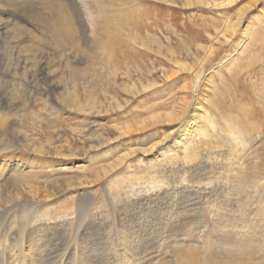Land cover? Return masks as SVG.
Listing matches in <instances>:
<instances>
[{"label":"rangeland","instance_id":"1","mask_svg":"<svg viewBox=\"0 0 264 264\" xmlns=\"http://www.w3.org/2000/svg\"><path fill=\"white\" fill-rule=\"evenodd\" d=\"M93 1L79 0L82 6H84L83 3H89L95 5L96 9H104L102 11H106V19L110 17L107 19L109 30L102 32L97 27V31L92 30L94 25L91 26V23H89L90 26H84L77 20V16V19L75 18L73 8H70L67 13L76 30L77 41L74 44L57 43L48 29L40 28L42 32L34 29L40 40L32 44L34 45L32 52L25 50L21 45L18 47L24 58H30V63L24 68L19 66L16 49L13 48L15 44L11 41V36L13 38V34L22 30L19 25L22 21H8L7 16L0 14V20L3 18L8 21L3 23L2 20L0 32L9 30L8 44L2 42L5 37L0 41L2 42L0 44V63H2L0 64V88L4 91L9 89L8 98L16 99L20 102L19 106L24 108V110L14 108L9 111L7 120L16 128L26 132L33 145L43 146L46 150L45 153L34 152L26 145L18 144L16 137L10 138L3 135L0 128V161L4 159L10 165L18 163L23 169L22 173L31 179L28 181L20 177V180L13 183L16 188L12 195L15 194L17 198L18 190L22 194L18 198L20 204L35 205L38 201L40 202L36 207L38 212L44 207L47 210L46 213L51 210L57 216H61L60 218H68L62 235L49 234L48 242L44 238L40 242L38 247L44 251H42L43 258L40 264L42 262L60 264L62 256L75 257L83 247L99 252L96 253L97 256L95 255V264H130L127 256L123 254V244L120 241L122 237H119V231L121 232L123 228L128 232L131 231L128 237L135 241V246L127 252L129 258L136 259L150 252V255H155L152 264L174 259V253L165 251L166 236L169 235L173 239H179L177 245L183 250L186 247L194 249L199 258V264H246L247 262L264 264V0H189L190 3L188 0ZM35 5V9L40 8L37 2ZM105 8L108 9L105 10ZM43 12L47 16L50 15L49 11ZM226 23L231 28H227ZM115 28L118 30H114ZM246 28L251 30L252 35L254 34L249 43L251 51L239 53L237 58L224 62L226 63L224 65L220 60H223L228 51H231L235 41L241 40L243 34L240 31ZM232 29L234 31H231ZM220 30H223V34L217 35ZM216 35L219 42L214 41ZM212 45L215 49L208 57L205 51ZM242 55L246 59L242 58ZM25 76L32 77V83L28 84ZM11 82H14L13 86L16 87L10 86ZM195 82L199 86L201 96L191 93ZM187 87L189 95L185 93ZM186 95L189 97L184 109L186 117H191L193 112L205 114L206 109L213 123V126H210L204 116L197 117L199 126H206L205 129L202 126L201 128L209 136H198L192 148L199 149L196 147L198 145L200 149L196 150L195 154L209 159L213 164L211 178H216V175L215 181L218 180L217 183L223 189L222 195L218 197L221 202L217 210L223 211L224 214H221L220 221H215L210 206L200 200L194 213L186 215L187 217H180L179 222L174 223V229L171 230V226H168L160 236L154 230V223L161 219L158 217L161 208L158 212L155 211L157 214L154 212L144 218L135 217L124 221L121 219L123 205L119 204L121 199L116 193L127 182L137 186L136 182L141 177L145 178L140 179V182L146 184L147 176L150 174L148 168L154 159V152L156 155V152L163 151L161 147L164 144H173L171 142L179 135L177 128L180 127L181 122L177 120L168 124L158 123L151 128L134 131L131 134L119 135V132L128 124L132 126L131 129L146 125L153 114L170 110V112H181ZM28 96L31 100L25 103L24 99ZM232 132L243 135L247 140L246 144L230 136ZM231 144L237 148L234 145L230 146ZM150 145L155 146L157 151L154 149L151 154H148L141 150ZM132 148L135 149L134 153L122 164L120 155ZM55 149L61 153L57 154ZM178 149L176 148V157H178L177 163H180L184 161V157H181L183 154ZM190 154H192L191 159L187 161L191 162L194 158L192 162H195L197 156L194 151ZM228 161H231L229 165ZM234 166L236 168L242 166L243 169L240 167L235 169ZM189 171L186 176L178 177L175 181L186 178L189 182L196 176L198 179L205 177L203 176L205 174L200 172ZM215 171L218 173L215 174ZM242 173L245 174L241 175ZM38 177L43 179L62 177L66 179V183H69L68 180L71 178L78 179V183L81 182L82 185L75 183L69 186L61 202H56L54 197L50 198V201L48 196H43L47 183L43 180L37 182ZM160 178L166 180V176ZM27 183H32L33 187L40 189L41 198L39 199L44 200L40 201L38 197H33ZM8 184L12 183L8 182ZM235 185H238V189H233ZM83 187L94 188V209H99L95 218L92 219L93 222L87 221V224L80 223L77 217L80 197L78 188ZM193 193L186 192L176 197L173 211L177 210L175 212H178L179 216L183 214L181 209L184 205L183 199L186 202H196L200 199L197 193H194L195 195ZM249 195L256 196L253 197L255 198L253 207L243 203V200H248L246 197ZM227 196L233 198V201L230 202ZM130 206L133 205L128 207ZM138 206L135 205L136 208ZM26 207L29 208V206ZM19 212L20 209H11L9 211L11 214H7L4 218L0 217V221L2 220L0 239L6 237L5 239L10 241V246L13 247L12 253H15L16 257L28 251L25 237L21 236L23 235L20 229L21 221L13 222V217L16 216L18 219ZM6 217L9 218L8 222L5 220ZM85 228L89 229L86 231L87 235H84ZM208 243L214 246H209ZM57 249L59 253H56ZM21 250L22 253H20ZM1 251L6 254L9 252L3 246ZM50 252L51 254L55 252L56 254H52L55 256H52ZM47 253L52 259L45 255ZM59 254L60 256H57ZM252 254L253 259L250 257ZM0 264H4L2 260Z\"/></svg>","mask_w":264,"mask_h":264},{"label":"bare ground","instance_id":"2","mask_svg":"<svg viewBox=\"0 0 264 264\" xmlns=\"http://www.w3.org/2000/svg\"><path fill=\"white\" fill-rule=\"evenodd\" d=\"M88 1V0H85ZM90 1V0H89ZM93 1V0H92ZM96 1V0H95ZM103 1V0H102ZM215 1V0H213ZM35 2H37L40 6L39 9H35ZM83 2V1H82ZM94 2V1H93ZM189 2V0H188ZM220 2V1H219ZM190 3V2H189ZM95 4V3H94ZM100 4V3H99ZM84 6H82V4L79 2V0H0V14L7 16L6 20L11 21V20H18V21H22L21 24H19L22 30H19L18 33L13 34V38L11 36V41H14V47L16 49V58L17 60H19V66L21 68H24L27 64H29L30 62V58H24L20 52L21 50L18 49V47L21 45L22 47L25 48V50L30 51V53L33 50L34 43H36L37 40H40L38 36H36L35 34V30H39L40 32H42L40 30V28H44V29H48L52 34L54 40L57 43H63V42H67L70 44H74L77 40L76 38V30L73 27V25L70 22L69 19V14L68 9L73 8L72 11H74L73 13L75 14V18L77 16V20L81 21V23L84 26H88L89 23H91L92 26V30H96L98 28H100L103 32V30H109V22L107 21V15H105V12H103L102 10L104 9H96L95 5H91V4H86L83 3ZM89 5V6H88ZM102 5V4H101ZM100 6V5H97ZM108 8H105V10ZM44 10L49 11L50 15L47 16L45 15V12H43ZM72 11L70 13H72ZM241 11V10H240ZM48 13V12H47ZM256 15V14H255ZM261 15V14H260ZM11 17V18H10ZM73 17V16H72ZM1 18V17H0ZM240 18V17H239ZM82 19V20H81ZM238 19V18H237ZM3 23L4 22H8L5 21L3 18ZM2 20H0V28L2 25ZM242 20V19H240ZM258 20V19H257ZM78 21V22H79ZM74 22V21H73ZM77 22V21H76ZM243 22V21H242ZM111 23V22H110ZM232 23V21L230 22ZM250 23V22H249ZM252 23V22H251ZM77 24V23H76ZM80 24V23H79ZM78 24V26H79ZM113 24V23H112ZM120 24V23H119ZM227 24V23H226ZM229 24V22H228ZM226 25V27L228 28L229 25ZM235 24V22L233 23ZM242 24V23H241ZM122 25V24H120ZM127 25V24H126ZM251 25V24H250ZM253 25V24H252ZM251 25V26H252ZM90 26V25H89ZM115 26V24L113 25ZM119 26V25H116ZM128 26V25H127ZM236 26V25H235ZM255 26V25H254ZM262 26V25H261ZM97 27V29H96ZM121 27V26H120ZM119 27V28H120ZM234 27V26H232ZM242 27V26H241ZM243 27L245 28V25H243ZM247 27V26H246ZM249 27V26H248ZM260 27V26H259ZM231 28V27H229ZM236 28V27H235ZM234 28V30H235ZM255 28V27H252ZM258 28V27H257ZM16 29V28H15ZM60 29V31H59ZM87 29V28H86ZM130 29V28H129ZM219 29V28H218ZM223 29V28H222ZM226 29V28H225ZM224 29V30H225ZM240 29V28H239ZM91 31V29H88ZM114 30H118L117 28H115ZM147 30V29H146ZM217 30V29H216ZM233 29L231 31H234ZM237 30V28H236ZM243 30V29H241ZM120 31V30H119ZM125 31V30H124ZM127 31V29H126ZM227 31V30H226ZM259 31V30H258ZM9 30H3L0 32V41L1 38L5 37L4 40H2L3 43H7L8 44V36L7 34ZM87 32V31H86ZM89 32V31H88ZM121 32V31H120ZM119 32V33H120ZM242 32V36H241V40L240 41H235L234 44L232 45L233 48L231 49V51H228V54L223 58V60H220L221 63L224 64V62H227L229 60H234L235 58H237V55L240 53H245L246 51L250 50V40L253 39V35L250 29H244ZM125 33V32H124ZM223 34V30L218 31L217 35L219 34ZM97 33H95L94 35H96ZM256 34V33H255ZM88 35V34H86ZM91 35V33H90ZM100 35V34H99ZM120 35V34H118ZM217 35L214 39V41L219 42V38H217ZM257 35V34H256ZM255 35V36H256ZM93 36V35H92ZM98 35H96L97 37ZM224 36V35H222ZM259 36V35H258ZM79 37V36H78ZM86 37V36H85ZM95 37V38H96ZM225 37V36H224ZM263 37V36H262ZM81 38V37H80ZM88 38V37H87ZM92 38V37H91ZM212 38V37H210ZM217 38V39H216ZM221 38V37H220ZM236 38V37H234ZM238 38V37H237ZM239 39V38H238ZM6 40V41H5ZM93 40H95L93 38ZM223 40V39H222ZM226 40V39H224ZM236 40V39H235ZM10 41V40H9ZM264 41V40H263ZM2 42L0 44H2ZM95 42V41H94ZM213 42V40H212ZM211 42V44H212ZM226 42V41H225ZM93 43V42H92ZM25 44V45H22ZM91 44V43H90ZM142 44V43H141ZM216 44V43H215ZM221 44V43H220ZM229 44V43H228ZM12 45V44H11ZM65 45V44H64ZM143 45V44H142ZM58 46V45H57ZM66 46V45H65ZM208 46V45H207ZM206 46V47H207ZM64 47V46H63ZM68 47V46H67ZM70 47V46H69ZM86 47V46H85ZM77 48V47H76ZM75 48V49H76ZM218 48V47H216ZM71 49V48H69ZM215 47L212 45L210 46L206 51L205 54L206 56L208 55V57L213 53ZM253 49V48H252ZM73 50V49H72ZM217 50V49H216ZM257 50V49H256ZM62 51V50H61ZM251 51V50H250ZM78 52V51H75ZM47 53V52H46ZM45 54V53H44ZM76 54V53H75ZM247 55V54H246ZM26 56V55H25ZM70 56V55H67ZM29 57V56H26ZM76 57V56H75ZM241 57V56H240ZM245 57L244 55H242V58ZM262 57V56H261ZM3 58V57H2ZM251 58V57H250ZM73 59V58H72ZM71 59V60H72ZM202 59V58H201ZM204 59V58H203ZM246 59V57H245ZM1 60V57H0ZM4 60V59H3ZM3 60L1 62H3ZM76 61V60H74ZM262 61V60H261ZM66 62V61H65ZM71 62V61H70ZM79 62V61H78ZM203 62V61H202ZM232 62V61H231ZM67 63V62H66ZM240 63V62H238ZM2 64V63H0ZM204 64V63H203ZM226 64V63H225ZM224 64V65H225ZM246 64V63H245ZM264 64V63H263ZM252 65V64H251ZM70 66V65H68ZM204 66V65H203ZM227 66V65H226ZM237 66V65H236ZM27 67V66H26ZM239 67V66H238ZM46 68V67H45ZM217 68V67H216ZM241 68V66H240ZM249 68V67H248ZM198 69V68H197ZM242 69V68H241ZM239 69V70H241ZM199 70V69H198ZM197 70V71H198ZM264 70V69H263ZM69 71V70H68ZM237 71V70H236ZM70 72V71H69ZM50 73V72H49ZM208 74V72H207ZM46 75V74H45ZM12 76V75H11ZM206 77V76H205ZM24 78H26V81L28 84L32 83V77H27L25 76ZM23 78V79H24ZM31 78V79H30ZM30 79V80H28ZM41 79V77H40ZM209 79V78H208ZM20 80V79H19ZM18 81V80H17ZM16 81V82H17ZM195 81V80H194ZM208 81V80H207ZM15 82V83H16ZM204 82V81H203ZM7 83V82H6ZM14 83V82H13ZM11 82V84H9L12 87H16L13 86V84ZM18 83V82H17ZM201 83V82H200ZM199 84V83H198ZM8 85V86H9ZM7 86V85H6ZM9 86V87H10ZM22 86V85H21ZM75 86V85H74ZM53 88V87H52ZM51 88V89H52ZM55 88V87H54ZM16 89V88H15ZM186 91L185 93L187 95L188 94V90L189 88H185ZM207 89V88H206ZM9 90V89H8ZM8 90H2L0 88V128L2 129V134L7 136V137H16V141L18 144L24 146L26 145L28 147V149H32L34 152H39V153H45V147H38L33 145L32 142H30V140L28 139V136L26 134V132L22 131L21 129H18L14 126L13 123H10L7 119L8 116V112L14 110V108H21L24 110L23 107H20V102L17 101L16 99H12V97L8 98L9 93ZM191 93L194 95H200L201 96V92L199 89V86L197 85V82H195L191 88ZM207 91V90H206ZM73 92V91H72ZM28 94V93H27ZM186 95V100L184 102L183 107L181 108L182 111H178V112H170V111H166L163 113H157V114H153L150 118V120H148L146 125H139L137 128L135 127V129H131L132 126H130L129 124L123 128V130H119V135L122 134H131L134 131H143L146 130L148 128H151L152 126H154L155 124H160V123H174L175 121L179 120V122H181L180 127L177 128L179 135L174 139L173 144L168 145V144H164L163 147V151L160 152H154V159L152 160V164L149 166L148 168V173H150L147 177V182L146 184H142L140 182V179L142 180V178L145 177H141L139 179V181H137V186H135L134 184H130V183H126L122 189L120 191H118V193H116L118 196H120V199L122 200V198L124 197V199L121 201L119 204L123 205V213L122 214V220L124 221H128L131 218H144L146 215L150 214V213H154L155 211L158 212V209L161 208V212L159 213L158 217H161V219H159L158 221H156L154 223L155 229L158 233V235H160L161 233L163 234V230L168 227L171 226V230L174 229L173 225L174 223H178L180 220V217L183 216H189L192 214V212L194 213L195 210L198 208V203L200 202V200H202L204 202V204H207V206H210V210L213 213V218L215 221H218L221 218V214H224L223 211L220 212L217 210V208H220V200L218 199L219 195L222 193L223 189H221V187L219 186V184L217 183L218 180L215 181V179H217V176L215 175L216 178H211V176L213 175V164L210 163L209 159H206L204 157H200L198 155H196V150H199L200 147L197 145L196 147H198L199 149L196 148H192L194 147V143L195 141L198 140V136H209L208 133H205V128L204 125H200L198 123L197 117L199 118V116L203 117L206 119L207 123L210 126H213L212 121L209 119V113L207 112V110L205 109V114H200L199 112H193L191 117H186L187 115H185V108L186 105L188 104V100L187 98H189ZM18 96V95H17ZM66 96V95H64ZM75 96V95H74ZM71 98V96H70ZM74 99V98H73ZM71 99V100H73ZM77 99V98H76ZM30 97H25L24 102L27 103L29 102ZM64 100V99H62ZM68 100V99H67ZM199 100V99H198ZM22 101V100H21ZM59 101V100H58ZM64 102V101H63ZM81 102V101H80ZM70 103V102H69ZM74 103V102H73ZM24 104V103H23ZM78 104V103H76ZM52 105V104H51ZM56 107V105H54ZM83 107V106H82ZM8 109V110H5ZM188 109V108H187ZM152 114V113H151ZM203 118V119H204ZM161 120V121H160ZM200 120V119H199ZM140 122V121H139ZM140 124V123H139ZM206 124V122H205ZM215 124V123H214ZM201 126L204 128H201ZM209 126V127H210ZM216 126V125H215ZM208 128V127H207ZM232 131V130H231ZM264 131V130H263ZM214 132V131H213ZM253 132V131H252ZM216 133V132H215ZM233 133V132H232ZM244 133V131H243ZM90 136V135H89ZM230 136L235 137L237 140H240L242 143L246 144L247 140L246 138L239 134H232ZM93 137V136H92ZM230 138V137H229ZM151 139V138H150ZM235 139V140H236ZM262 140V139H261ZM200 142V141H199ZM256 143V142H255ZM132 145V144H131ZM154 145V144H153ZM153 145L149 146V147H141L143 150V152H146L148 154H151L152 151L156 148L153 147ZM234 145V144H233ZM232 144L230 146H233ZM6 146V145H5ZM4 146V148H5ZM161 146V145H160ZM235 146V145H234ZM239 146V145H238ZM242 146V145H241ZM7 147V146H6ZM236 147V146H235ZM245 147V146H244ZM176 148H179V152H181L183 155H181V157H184V161L177 163V158L176 157ZM203 148V147H202ZM237 148V147H236ZM247 148V147H246ZM18 149V148H17ZM193 149V150H192ZM251 149V148H250ZM249 149V152H250ZM253 149V148H252ZM239 150V149H237ZM237 150H235L237 152ZM254 150V149H253ZM57 154H60L61 151L55 149ZM135 149H131L129 151H125L120 155V159H121V163L125 162L130 155H132L134 153ZM155 151H157L155 149ZM191 151H194V154L197 156L195 158V162H192L193 159L190 161L192 154ZM212 152V151H211ZM240 152V150L238 151ZM237 152V153H238ZM158 153V154H157ZM209 153V152H208ZM194 155V156H195ZM200 155V153H199ZM216 155V154H215ZM239 155V154H238ZM237 155V157H238ZM225 156V155H224ZM235 156V155H234ZM259 156V155H258ZM257 156V157H258ZM180 157V158H181ZM182 157V158H183ZM246 157V156H245ZM256 157V158H257ZM255 158V159H256ZM215 159V158H214ZM239 159V158H238ZM244 159V158H243ZM247 159V158H246ZM226 160V159H224ZM236 160V158H235ZM241 160V159H240ZM232 161V159H231ZM228 161V165L229 162ZM239 161V160H238ZM250 161V160H249ZM179 162V161H178ZM227 162V161H226ZM233 162V161H232ZM241 162H243V160H241ZM248 162V161H247ZM119 163V162H118ZM216 163V162H214ZM218 163V162H217ZM216 163V164H217ZM116 164V163H115ZM123 164V163H122ZM227 164V163H226ZM244 164V163H243ZM220 165V164H219ZM223 165V164H222ZM227 165V166H228ZM240 165V164H239ZM257 165V164H256ZM119 166V165H118ZM130 166V165H129ZM238 166V165H237ZM246 166V165H245ZM22 167V166H21ZM230 167V166H229ZM235 169H238L239 167L236 168V166H234ZM260 167V166H259ZM224 168V167H223ZM242 168V166L240 167ZM239 168V169H240ZM247 168V167H246ZM249 168V166H248ZM228 169V168H227ZM243 169V168H242ZM113 170V169H112ZM195 171V172H200L202 174H205L203 176H205L203 179L201 178H197L194 177L192 180H190L189 182L186 181V178L184 179H180L179 181H175L178 177H184L186 176V174L188 173L187 171ZM215 170V169H214ZM225 170V169H223ZM23 169L20 168L19 164H8L6 160H2L0 161V217L4 218L7 214H11L9 213V211L12 209H20L19 217L18 219L15 217L13 222L16 221H21L22 225H21V232L25 237V242L27 244L28 247V251L24 252V254L22 253V250L20 253H22V256L18 255L17 257L15 256V253H12V248L10 246V241L8 242V239H0V249L3 246L4 248L8 249L9 252H4L1 251L0 252V260L3 261V263H7V264H40V261L43 258V253L41 251V249H39V245L40 242L43 240H47V236H49V234H51L52 236L54 235H62V231L64 230V226L66 224V217L60 218L61 216H57L56 213H54V211H48V213H46V209L43 207L41 209L40 212L37 211L36 207L39 205L38 201L35 202V205H23L20 204L18 198L22 195L20 194V191L18 190V193H16V197L15 198V194L14 196L12 195V192H15V183L16 180H20V177L25 178L26 180L30 181V177H27L26 175H24L22 173ZM189 171V172H190ZM241 171V170H240ZM245 171V169H244ZM259 171V170H258ZM262 171V170H261ZM236 172V171H235ZM263 172V171H262ZM261 172V173H262ZM179 173V174H178ZM218 173L215 171V174ZM221 173V172H219ZM224 173V172H223ZM222 173V174H223ZM238 173V171L236 172ZM254 173V172H253ZM212 174V175H211ZM221 174V175H222ZM226 174V173H225ZM228 174V173H227ZM245 173H242L241 175H244ZM194 175V174H193ZM219 175V174H218ZM257 176H259L258 174H256ZM255 175V176H256ZM159 176V177H158ZM162 176H166V180L162 179L160 177ZM236 176V175H235ZM256 176V177H257ZM263 176V175H262ZM227 177V176H226ZM231 177V176H230ZM239 177V176H237ZM246 177V176H245ZM244 177V178H245ZM242 178V176H241ZM252 178V177H251ZM261 178V177H260ZM229 179V178H228ZM237 179V178H235ZM234 179V180H235ZM257 179V178H255ZM254 179V180H255ZM263 179V178H262ZM40 180H43L44 182H46V187L43 185V187H45L43 193L45 192V194L43 196H48L50 200V198H53L56 202H61V198L65 195V190L70 186H73L75 183H78V179H69V183H66V179H63L62 177L58 178H51V179H43L38 177L37 182H42ZM95 180V179H94ZM110 180V179H109ZM233 180V179H232ZM246 180V179H245ZM251 180V179H250ZM5 181H7L6 183H4ZM114 181V180H113ZM227 181V180H226ZM252 181V180H251ZM263 181V180H262ZM8 182L12 183V184H8ZM87 182V181H86ZM131 182V181H130ZM240 182V180H239ZM243 182V181H242ZM253 182V181H252ZM255 182V181H254ZM259 182V181H258ZM237 183V182H236ZM32 184V183H31ZM30 183H27L26 185L29 187L28 190L31 193V195L33 197H40L39 192L40 189H36L35 187H33V184L31 185ZM111 184V183H110ZM243 184V183H241ZM36 185V184H35ZM40 185V183H39ZM77 185H82L81 182H79ZM228 185V184H227ZM257 185V184H256ZM236 187H234L233 189H238V185H235ZM37 187V186H36ZM81 187V186H80ZM244 187V186H243ZM247 187V186H246ZM119 188V187H117ZM140 188V190H139ZM224 188V186H223ZM248 188V187H247ZM246 188V189H247ZM256 188V187H255ZM18 189V188H17ZM16 189V190H17ZM80 190V197L79 199V203H78V220L80 221V223L84 224L87 221L93 222L92 219L95 218V215H97V212L99 211V209H94V198H93V194H94V188L93 187H83V188H78ZM110 189V188H109ZM109 189H107V191H109ZM225 189V188H224ZM232 189V188H231ZM251 189V188H250ZM249 189V190H250ZM264 189V188H263ZM226 190V189H225ZM255 190V189H254ZM24 191V190H23ZM42 191V190H41ZM106 191V192H107ZM237 191V190H235ZM259 191V190H258ZM111 192V190H110ZM107 192V193H110ZM186 192H194L197 193L199 196V200L196 202H192V201H185V199H183L182 201V205L181 209H183V214H181V216H179V214H177L178 212L173 211L174 206H175V199L176 197H178V195L180 194H186ZM227 192V191H225ZM224 192V193H225ZM240 192V190H239ZM238 192V193H239ZM243 192V191H241ZM106 193V194H107ZM193 193V194H194ZM196 194V195H197ZM233 194V193H232ZM246 194V193H245ZM124 195V196H123ZM189 195V194H188ZM195 195V194H194ZM222 195V194H221ZM239 195H241L239 193ZM264 195V194H263ZM95 196V195H94ZM123 196V197H122ZM224 196V195H223ZM24 197V196H23ZM45 197V198H46ZM122 197V198H121ZM184 197V195H183ZM186 197V196H185ZM229 196H227L228 198ZM246 197V196H244ZM256 196H252L249 195L246 198L248 200H243L244 204L247 206H254L255 203V198ZM110 198V196H109ZM193 198V197H192ZM224 198V197H223ZM230 198V197H229ZM239 199V198H238ZM262 199V198H261ZM40 201L44 200V199H39ZM47 200V199H46ZM113 200V199H112ZM223 200V199H222ZM236 200V198H235ZM264 200V199H263ZM51 201V200H50ZM114 201V200H113ZM226 201V200H225ZM233 201V198H230V202ZM19 202V203H17ZM49 202V201H48ZM257 202V201H256ZM54 203V201H53ZM237 203V202H236ZM133 205L128 207L129 205ZM179 204V203H178ZM228 204V203H227ZM231 204V203H230ZM135 205H139L137 208L135 207ZM180 205V204H179ZM203 205V204H202ZM26 206H29L26 207ZM145 206V207H144ZM224 206V205H223ZM222 206V207H223ZM53 207V206H52ZM97 207V206H96ZM186 207V208H185ZM227 207V206H226ZM225 207V208H226ZM232 207V206H231ZM230 207V208H231ZM244 208L246 206H243ZM55 208V206H54ZM136 208V209H135ZM185 208V210H184ZM224 208V209H225ZM247 208V207H246ZM245 208V209H246ZM256 208V207H255ZM65 209V208H64ZM69 209V208H67ZM94 209V210H92ZM139 209V210H137ZM248 209V208H247ZM253 209V208H252ZM92 210V211H91ZM179 210V208H178ZM254 210V209H253ZM57 211V209H56ZM55 211V212H56ZM61 212V210H59ZM76 211V212H77ZM226 211V210H225ZM231 211V210H230ZM262 211V210H260ZM59 212V213H60ZM155 212V213H156ZM249 212V211H248ZM254 212V211H253ZM264 212V211H263ZM17 213V212H16ZM58 213V212H57ZM190 213V214H189ZM235 213V212H234ZM247 213V212H246ZM258 213V212H257ZM261 213V212H260ZM77 214V213H76ZM157 214V213H156ZM229 214V213H228ZM259 214V213H258ZM13 215V214H12ZM17 215V214H16ZM151 215V214H150ZM251 215V214H250ZM262 215V214H260ZM65 216V215H64ZM186 216V217H187ZM226 216V215H225ZM231 217V216H229ZM235 217V216H234ZM185 218V217H184ZM247 218V217H245ZM249 218V217H248ZM251 218V217H250ZM249 218V219H250ZM9 219V218H8ZM7 217L5 218V220H8ZM188 219V218H186ZM224 219V218H223ZM230 219V218H229ZM256 219V218H255ZM16 220V221H15ZM225 220V219H224ZM2 221V220H1ZM0 221V222H1ZM4 221V220H3ZM220 221V220H219ZM8 222V221H7ZM12 222V223H13ZM182 222V221H181ZM5 223V221L3 222ZM1 223V224H3ZM20 223V222H19ZM123 223V222H122ZM183 223V222H182ZM221 224V222H220ZM219 224V225H220ZM5 225V224H4ZM19 225V224H18ZM188 225V224H187ZM190 225V224H189ZM255 225V224H254ZM88 226V225H87ZM178 226V225H177ZM83 227V226H82ZM91 227V226H90ZM185 227V226H184ZM189 228V226H187ZM263 227V226H262ZM78 228V227H77ZM84 228V227H83ZM176 228V227H175ZM187 228V229H188ZM190 228H192V226H190ZM251 228V227H250ZM258 228V227H257ZM5 229V228H4ZM4 229L3 233H4ZM138 229V228H137ZM186 229V228H185ZM1 230V229H0ZM84 235L87 233L86 231H88L89 229L85 228L84 229ZM184 230V229H183ZM252 230V229H251ZM263 230V229H262ZM160 231V232H159ZM259 231V230H257ZM12 232V231H11ZM186 232V231H185ZM188 232V231H187ZM261 232V230L259 231ZM1 233V232H0ZM8 233V232H7ZM14 233V232H13ZM19 233V232H18ZM129 233H131V231L128 232V230L124 229L121 230V232L119 231L120 236L122 237L120 238V241H122L123 244V249L124 252L123 254L125 255V257L127 256V259L129 260L130 264H152V262L155 259V255H150V252L146 253L143 256H139L136 259L135 258H129V256L127 255V252H129L132 249V246H135V241H132V239L129 236ZM151 233V232H150ZM153 233V231H152ZM174 233V232H173ZM204 233V232H203ZM207 233V232H206ZM6 234V233H5ZM11 234V233H10ZM182 234V233H181ZM205 234V233H204ZM209 234V233H208ZM244 234V233H242ZM9 235V233H8ZM6 234V236H8ZM17 235V234H16ZM87 235V234H86ZM157 235V234H155ZM188 235V233H187ZM40 236L39 238H36ZM161 236V235H160ZM210 236V235H209ZM10 237V236H9ZM17 237V236H16ZM63 237V236H62ZM118 237V238H119ZM176 237V236H175ZM179 237V236H177ZM12 238V237H11ZM51 238V237H50ZM54 238V237H53ZM167 238V248H166V253H174L175 257L174 259L171 261H165V262H161L160 264H199V258L197 256V253L194 249L192 248H185L183 250V248L177 244L179 239L178 238H172L170 235L166 236ZM209 238V237H207ZM24 239V238H23ZM85 239V238H84ZM122 239V240H121ZM139 239V238H138ZM154 239V238H153ZM165 239V238H164ZM181 239V238H180ZM184 238H182L183 240ZM52 240V239H51ZM62 240V238H61ZM174 240V242H173ZM207 240V239H206ZM247 240V239H246ZM249 240V239H248ZM50 241V240H49ZM210 241V240H209ZM250 241V240H249ZM56 242V240H55ZM60 241H58L59 243ZM181 242V241H180ZM208 242V241H207ZM15 243V242H14ZM44 243V242H43ZM139 243V242H138ZM137 243V244H138ZM211 243V242H209ZM208 243L209 246H214V245H210ZM240 243V242H238ZM61 244V243H60ZM121 244V245H122ZM213 244V243H211ZM63 245V244H62ZM204 245V244H203ZM242 245V244H241ZM10 246V247H8ZM39 246V247H38ZM57 246V245H56ZM55 246V247H56ZM244 246V245H243ZM247 246V245H246ZM59 247V246H58ZM88 247V246H87ZM208 247V246H207ZM233 247V246H232ZM242 247V246H241ZM83 247L80 250V253H76L75 257H71V255H65V257H63L62 255V260H60V264H95L96 262V253H99L97 251H95L94 249H87ZM210 249H212L211 247H208ZM244 248V247H243ZM56 249V248H55ZM54 249V250H55ZM254 249V248H253ZM45 250V248H44ZM53 250V248H52ZM61 250V249H59ZM63 250V249H62ZM245 250V249H244ZM247 250V249H246ZM252 250V249H251ZM57 251V252H56ZM56 253L58 252V249L56 250ZM95 251V252H94ZM164 251V250H163ZM230 251V250H229ZM232 251V250H231ZM234 251V250H233ZM255 251V250H254ZM44 252V251H43ZM52 252V251H51ZM50 252V254H51ZM53 252V253H55ZM73 252V251H72ZM213 252V250H212ZM235 252V251H234ZM251 252V251H250ZM253 252V251H252ZM261 252V250H260ZM49 253V252H48ZM47 253V254H48ZM52 253V254H53ZM55 253V254H56ZM74 253V252H73ZM134 253V252H133ZM230 253V252H229ZM236 253V252H235ZM233 253V254H235ZM240 253V252H238ZM254 253V252H253ZM46 256L50 257L49 254ZM51 254V255H52ZM60 254H62L60 252ZM57 255V256H60ZM103 254V253H102ZM130 254V253H129ZM216 254V253H215ZM214 254V255H215ZM260 254V253H259ZM263 254V253H262ZM217 255V254H216ZM215 255V256H216ZM46 256L44 257V259L46 258ZM55 256V255H52ZM97 256V255H96ZM174 256V255H173ZM250 256V255H249ZM248 256V257H249ZM253 254L250 256L252 257ZM264 256V255H263ZM47 257V258H48ZM235 257V256H234ZM249 257V258H250ZM21 258V259H19ZM51 258V257H50ZM99 258V257H98ZM238 258V257H237ZM258 258V257H257ZM19 259V260H18ZM43 259V261H44ZM52 259V258H51ZM60 259V258H59ZM101 259V258H99ZM166 259V258H165ZM230 259V258H229ZM232 259V258H231ZM253 259V257H252ZM56 260V259H55ZM220 260V259H219ZM246 260V259H245ZM50 261V259H49ZM239 261V260H238ZM243 261V260H242ZM46 262V261H45ZM206 262V261H204ZM203 262V263H204ZM224 262V261H223ZM44 264V262H42ZM41 263V264H42ZM54 264V262H52ZM221 263V262H220ZM241 263V262H240ZM50 264V262H49ZM201 264V263H200ZM239 264V263H237ZM245 264V263H244ZM246 264H252L251 262H247ZM256 264V263H255ZM262 264V263H260Z\"/></svg>","mask_w":264,"mask_h":264}]
</instances>
